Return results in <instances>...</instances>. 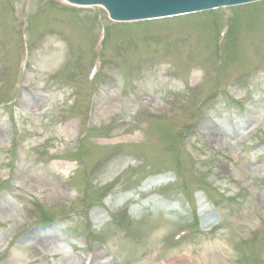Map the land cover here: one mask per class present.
Segmentation results:
<instances>
[{
  "label": "rangeland",
  "instance_id": "374dc122",
  "mask_svg": "<svg viewBox=\"0 0 264 264\" xmlns=\"http://www.w3.org/2000/svg\"><path fill=\"white\" fill-rule=\"evenodd\" d=\"M182 256L264 264V1L115 24L0 0V264Z\"/></svg>",
  "mask_w": 264,
  "mask_h": 264
},
{
  "label": "water",
  "instance_id": "95a60500",
  "mask_svg": "<svg viewBox=\"0 0 264 264\" xmlns=\"http://www.w3.org/2000/svg\"><path fill=\"white\" fill-rule=\"evenodd\" d=\"M85 7H102L114 22H136L178 17L262 0H64Z\"/></svg>",
  "mask_w": 264,
  "mask_h": 264
},
{
  "label": "bare ground",
  "instance_id": "6f19581e",
  "mask_svg": "<svg viewBox=\"0 0 264 264\" xmlns=\"http://www.w3.org/2000/svg\"><path fill=\"white\" fill-rule=\"evenodd\" d=\"M232 133L234 134V133H236V131H231V132L228 133V135H232ZM158 185H159L158 181H156V182L155 181L148 182V183L145 184L144 189L148 190V189L153 188V187L158 186ZM46 249H48V245L47 246L44 245L43 242L41 241V242H38L37 244H35V246L31 249V252L34 253V254H36V253L38 254L41 251H44ZM95 258H96V254H94L91 257V262H94ZM189 262L190 261H189V258L187 256H182V257H179L176 260L168 262L167 264H187Z\"/></svg>",
  "mask_w": 264,
  "mask_h": 264
}]
</instances>
